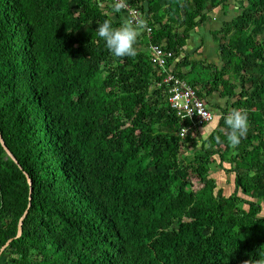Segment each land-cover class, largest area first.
Returning <instances> with one entry per match:
<instances>
[{
	"label": "trees",
	"instance_id": "16d2710c",
	"mask_svg": "<svg viewBox=\"0 0 264 264\" xmlns=\"http://www.w3.org/2000/svg\"><path fill=\"white\" fill-rule=\"evenodd\" d=\"M128 3L152 28L134 58L114 57L96 33L125 15L112 0H0V132L19 162L0 138V249L28 209L0 264L264 258V0H235L214 32L221 63L203 62L215 69L189 82L205 100L220 90L228 104L185 138L149 46L171 50L170 67L191 31L221 5L228 13L230 0ZM232 109L249 123L236 148L224 122ZM224 171L234 174L230 194L218 187Z\"/></svg>",
	"mask_w": 264,
	"mask_h": 264
},
{
	"label": "clouds",
	"instance_id": "9594fccd",
	"mask_svg": "<svg viewBox=\"0 0 264 264\" xmlns=\"http://www.w3.org/2000/svg\"><path fill=\"white\" fill-rule=\"evenodd\" d=\"M113 13H125L121 17L119 26H114L111 19H105L99 24L96 30L97 35L105 42L106 48L116 58L136 57L138 54L137 42L144 30L147 28V21L141 18L130 6L128 0H112ZM224 122L228 131L226 138L229 145L236 148L241 143L242 138H246L249 123L247 112L240 109H232ZM220 142V137H216ZM244 264H250L245 261ZM254 264H264V258L256 260Z\"/></svg>",
	"mask_w": 264,
	"mask_h": 264
},
{
	"label": "crops",
	"instance_id": "0c3cea01",
	"mask_svg": "<svg viewBox=\"0 0 264 264\" xmlns=\"http://www.w3.org/2000/svg\"><path fill=\"white\" fill-rule=\"evenodd\" d=\"M235 0H230V5L228 7V13L223 5L215 8L209 12L208 19L202 23L197 28L191 31L190 37L187 39L185 46L181 53L171 62L170 68L176 72H181L187 81H190L192 78V73L195 71L197 65H200L201 61L204 62L205 67L211 63H221L220 54V43L218 42L214 32L219 30L222 26L224 20L229 19L234 14L235 10L234 4ZM232 10V12H231ZM225 16V19L221 20L220 17ZM197 61L198 63H196ZM210 71L214 70V67L207 68ZM190 79V80H189ZM204 91L206 89H211V84L207 82L203 87ZM206 102L209 106L212 107L213 111L221 113L220 107H227L228 100L222 98L221 91L215 90L211 93H208L206 96ZM210 132L212 127H210ZM210 133L206 131L203 127L201 129V135L205 133ZM231 176V175H230ZM227 180L232 181V177H228L226 173L221 174V179L218 180L219 183H225ZM223 185L219 184V188H222Z\"/></svg>",
	"mask_w": 264,
	"mask_h": 264
},
{
	"label": "built area",
	"instance_id": "2783aa9c",
	"mask_svg": "<svg viewBox=\"0 0 264 264\" xmlns=\"http://www.w3.org/2000/svg\"><path fill=\"white\" fill-rule=\"evenodd\" d=\"M141 17L138 9L133 8ZM142 18V17H141ZM148 33L152 32L151 27H147ZM151 61L160 73H165L164 81L169 83V103L183 124L179 130L182 138L194 129L195 125H203L215 119V114L208 106L205 100L198 93L197 89L187 80L178 76L173 69L169 67V59L173 57V52L166 49L161 44H151ZM171 66V65H170ZM186 120L192 121L190 125H184Z\"/></svg>",
	"mask_w": 264,
	"mask_h": 264
},
{
	"label": "rangeland",
	"instance_id": "374dc122",
	"mask_svg": "<svg viewBox=\"0 0 264 264\" xmlns=\"http://www.w3.org/2000/svg\"><path fill=\"white\" fill-rule=\"evenodd\" d=\"M234 11V10H233ZM231 12H232V10H231ZM233 13H235V12H233ZM235 15V14H234ZM233 15V16H234ZM221 18V20H223V19H225V16H222V17H220ZM231 18V17H230ZM229 18V19H230ZM200 63H203L202 61L200 62ZM209 69H203L202 68V64L201 65H197L196 66V68H195V71L192 73V77H194V78H196V77H205V76H208L209 75ZM186 80V79H185ZM222 98H225V97H222ZM226 99V98H225ZM205 100V99H204ZM205 102H206V100H205ZM209 108H211L212 109V107L211 106H209V105H207ZM213 110V109H212ZM231 111V110H230ZM215 113H217L216 111H214ZM218 121V120H217ZM216 123L217 122H214V123H211V125L212 124H215L216 125ZM218 124V123H217ZM205 129H206V131H208V132H210V126H208V127H205ZM208 136V133L206 132L205 134H202V135H200L199 137H198V140H200V141H202V140H204L206 137ZM221 172V171H220ZM225 172V171H224ZM226 173V175L228 176V177H232V179H233V173L232 172H225ZM231 175V176H230ZM216 176L219 178L221 175L219 174V175H217L216 174ZM196 178V177H195ZM195 183H197V180H195ZM231 182H229V180H227L224 184L221 182V183H219V184H221V185H223L222 187V189H224V192H225V194H230L231 192H232V184H230ZM262 214H264V209H263V212H262Z\"/></svg>",
	"mask_w": 264,
	"mask_h": 264
},
{
	"label": "water",
	"instance_id": "95a60500",
	"mask_svg": "<svg viewBox=\"0 0 264 264\" xmlns=\"http://www.w3.org/2000/svg\"><path fill=\"white\" fill-rule=\"evenodd\" d=\"M0 138H1V142H2V144H3V146H4V148H5V150H6V152H7V154H8V156H10L12 159H14L17 163H19L18 162V160L16 159V157L13 155V153L11 152V150L8 148V146L6 145V143H5V141H4V139H3V136H2V134H1V132H0ZM26 176H27V178H28V182H29V185H30V202H29V205H28V207H30L31 206V199H32V197H31V194H32V191H33V181H32V179H31V177L29 176V174L26 172ZM27 214H28V209L24 212V214H23V216L20 218V221H19V223H18V230H17V235L15 236V237H13V238H11V239H9L2 247H1V249H0V256L2 255V253H3V251L6 249V247H8L9 246V244L11 243V241L13 240V239H15V238H19L21 235H22V233H23V223H24V219H25V217L27 216Z\"/></svg>",
	"mask_w": 264,
	"mask_h": 264
}]
</instances>
